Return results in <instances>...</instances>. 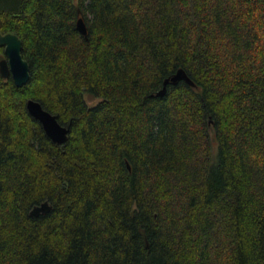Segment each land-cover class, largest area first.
I'll list each match as a JSON object with an SVG mask.
<instances>
[{"label":"trees","instance_id":"1","mask_svg":"<svg viewBox=\"0 0 264 264\" xmlns=\"http://www.w3.org/2000/svg\"><path fill=\"white\" fill-rule=\"evenodd\" d=\"M0 33L31 69L0 74V264H264V0H0Z\"/></svg>","mask_w":264,"mask_h":264},{"label":"water","instance_id":"2","mask_svg":"<svg viewBox=\"0 0 264 264\" xmlns=\"http://www.w3.org/2000/svg\"><path fill=\"white\" fill-rule=\"evenodd\" d=\"M78 31L88 37L87 26L83 18H80L77 23ZM0 46L5 48V58L0 61V74L3 79L12 78L18 88H22L28 84L30 80V64L22 55L23 43L22 40L15 34L0 33ZM185 81L191 87H195V83L190 79L186 72L180 69L174 76L165 80L163 89L157 94L158 97H163L167 93V86L177 85ZM27 110L29 114L38 121L46 135L56 144L63 145L68 139L70 128L66 127L58 121L57 117L44 109L42 104L35 100L27 102ZM52 210L49 202H44L39 206H35L31 211V216L38 217L41 214H47Z\"/></svg>","mask_w":264,"mask_h":264},{"label":"rangeland","instance_id":"3","mask_svg":"<svg viewBox=\"0 0 264 264\" xmlns=\"http://www.w3.org/2000/svg\"><path fill=\"white\" fill-rule=\"evenodd\" d=\"M87 101H88V103H89L90 106H92V105L98 103L97 100H94V99H91V98H87Z\"/></svg>","mask_w":264,"mask_h":264}]
</instances>
